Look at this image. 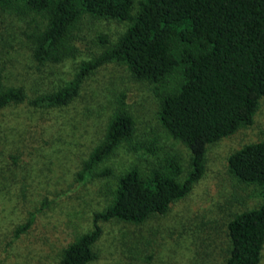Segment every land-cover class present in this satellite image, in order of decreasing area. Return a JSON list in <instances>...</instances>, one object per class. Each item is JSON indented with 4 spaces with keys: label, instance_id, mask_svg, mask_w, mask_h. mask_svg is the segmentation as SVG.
I'll use <instances>...</instances> for the list:
<instances>
[{
    "label": "rangeland",
    "instance_id": "obj_1",
    "mask_svg": "<svg viewBox=\"0 0 264 264\" xmlns=\"http://www.w3.org/2000/svg\"><path fill=\"white\" fill-rule=\"evenodd\" d=\"M137 5L138 0H135ZM45 18L21 3L0 6V84L21 87L24 101L0 109V264H55L64 247L92 229L93 214L109 203L116 176L177 162L188 169L190 152L161 125L159 87L132 76L124 63L106 62L84 79L68 104L41 107L33 98L72 79L80 65L100 55L127 23L83 16L72 28L59 62L34 51ZM134 121L121 143L86 178L84 160L103 138L114 113ZM264 140V95L253 122L207 146L202 177L165 214L141 223L99 221L89 264H223L229 256L228 222L262 201L259 187L236 179L228 156ZM35 212L32 224L15 231ZM258 264H264V246Z\"/></svg>",
    "mask_w": 264,
    "mask_h": 264
},
{
    "label": "trees",
    "instance_id": "obj_2",
    "mask_svg": "<svg viewBox=\"0 0 264 264\" xmlns=\"http://www.w3.org/2000/svg\"><path fill=\"white\" fill-rule=\"evenodd\" d=\"M21 3L45 18L35 57L59 62L69 50L71 28L83 17L126 22L104 51L83 62L59 89L30 100L35 106L68 104L86 76L100 65L124 63L133 77L159 87L158 117L164 129L190 152L188 169L170 162L142 173L133 166L116 176L109 203L93 214L92 229L63 248L55 264H89L99 221L141 223L165 214L204 173L207 146L253 122L264 95V0H0ZM21 87L0 84V109L24 101ZM134 131L132 116L118 111L104 136L84 160L79 178L106 160ZM239 181L260 188L262 201L228 222L229 256L223 264H258L264 246V140L247 143L228 156ZM35 212L16 231L33 222Z\"/></svg>",
    "mask_w": 264,
    "mask_h": 264
}]
</instances>
